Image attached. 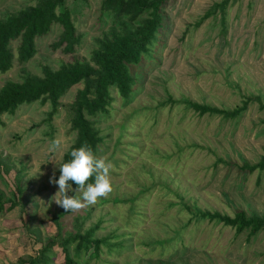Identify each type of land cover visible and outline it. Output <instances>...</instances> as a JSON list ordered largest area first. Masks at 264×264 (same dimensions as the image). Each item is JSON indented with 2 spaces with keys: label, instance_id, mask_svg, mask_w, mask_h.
<instances>
[{
  "label": "rangeland",
  "instance_id": "374dc122",
  "mask_svg": "<svg viewBox=\"0 0 264 264\" xmlns=\"http://www.w3.org/2000/svg\"><path fill=\"white\" fill-rule=\"evenodd\" d=\"M220 1L169 3L153 59L130 67L135 82L128 102L112 90L107 115L94 118L103 138L97 157L114 164L113 190L94 205L63 214L61 233L73 230L76 215L88 214L82 228L100 220L95 236L111 234L109 241L122 240L123 247L108 253L102 246L98 258L86 264H158V259L166 264H264L261 232L247 238L246 230L235 234L221 223L196 220L190 212L196 206L230 216L238 210L264 213V170L238 169L264 152V106L252 99L228 120L199 116L179 102L226 109L241 105L244 96L264 102V0H237L226 6L223 25L216 11L195 26ZM31 3L0 0V16ZM99 3L65 0L82 35L72 53L51 47L60 32L57 23L35 38L36 52L25 63L16 61L18 40H12L14 58L10 69L0 73V86L19 81L23 72L40 75L45 64L56 68L59 61L87 60L93 38L115 25L105 15L97 17ZM80 87L71 86L59 98L49 119V103L39 101L1 116L0 153L10 169L5 173L0 168V192L9 197L14 175L21 172L25 195L0 213V264H25L56 232L52 215L61 210L55 199L63 194L55 197L59 187L50 178L74 138L68 106ZM167 95L174 104L166 101ZM57 138L60 149L50 151ZM66 194L80 197L75 189ZM49 264H63L56 246Z\"/></svg>",
  "mask_w": 264,
  "mask_h": 264
},
{
  "label": "trees",
  "instance_id": "16d2710c",
  "mask_svg": "<svg viewBox=\"0 0 264 264\" xmlns=\"http://www.w3.org/2000/svg\"><path fill=\"white\" fill-rule=\"evenodd\" d=\"M22 8L13 12H5L0 16V73L10 69L14 58L10 47L12 40H18L15 48V59L18 63H25L36 52L35 38L45 35L53 23L60 26V32L56 40L51 44L53 49L59 48L63 53H72L81 40V34L76 28L70 16V11L65 5V0H31ZM237 0H221L212 3L207 11L195 22L198 26L202 20L216 11L220 14V22L223 25L224 11L228 4ZM173 0H100L98 15L107 16L115 25L107 32L93 38L95 46L90 50L87 60L73 58L71 61H59L56 68L48 65L41 66V74L33 75L23 72L19 81L6 80L0 86V123L3 114L12 115L22 104L35 101L48 102L50 109L46 118L54 114L59 105V98L73 85L81 83L76 89L69 111V128L74 132V138L61 155L59 166L53 174L58 180L60 165L71 159L70 153L74 148L82 144L91 146L97 156L103 140L98 128L95 127L94 118L98 115L105 116L108 113L113 97L112 90L122 99L128 102L133 93L135 79L130 72L131 66H137L141 61L153 59L155 47L166 28L167 15L164 8ZM225 28L221 27V32ZM252 99L259 102L260 107L264 102L256 96H244L241 105L226 109L218 108L205 103H198L189 99L179 102L197 115H219L222 119H234L246 107ZM167 102H175L167 95ZM220 160V159H219ZM9 162L2 160L0 153V168L7 173L10 169ZM239 170L252 172L264 170V152L254 163L243 162ZM53 176V175H52ZM94 182V177L88 181ZM14 192L5 197L0 192V213L9 210L17 204V199L24 197V181L21 172L14 175ZM72 189L77 185L69 181ZM5 204H8L5 207ZM23 205V203L21 204ZM194 219H206L213 223H221L231 227L235 234L246 230V237L261 232L264 236V213L246 214L243 210L235 211L231 216L216 210L200 209L196 206L191 209ZM66 211L61 210L52 215L56 232L40 246L36 254L24 259L25 264H49L52 247L60 249L63 264H86L90 259H97L104 246L109 253L112 249H122V240L109 241L113 236H95L99 228L100 220L82 228L85 217L76 215L72 220L71 231L61 233L59 218ZM158 259V264L162 263ZM145 264L150 262L145 261Z\"/></svg>",
  "mask_w": 264,
  "mask_h": 264
},
{
  "label": "clouds",
  "instance_id": "9594fccd",
  "mask_svg": "<svg viewBox=\"0 0 264 264\" xmlns=\"http://www.w3.org/2000/svg\"><path fill=\"white\" fill-rule=\"evenodd\" d=\"M59 138L51 142L50 151H57L61 147ZM71 159L60 165V176L57 180L55 174L50 178V182L57 184L59 191L56 196L62 198L55 199L66 212L80 210L86 206L97 203L100 198L107 197L113 190L111 171L114 164L106 157H97L88 144H82L79 148H74L70 153ZM94 177V182L88 181ZM69 181L77 185L75 189L77 195L69 197L66 193L72 190Z\"/></svg>",
  "mask_w": 264,
  "mask_h": 264
}]
</instances>
